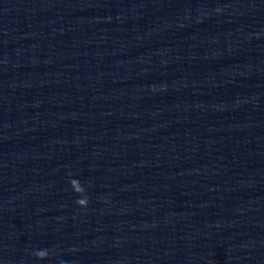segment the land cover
<instances>
[{"label":"clouds","instance_id":"1","mask_svg":"<svg viewBox=\"0 0 264 264\" xmlns=\"http://www.w3.org/2000/svg\"><path fill=\"white\" fill-rule=\"evenodd\" d=\"M38 255L43 258L46 255V253L45 252H40V253H38Z\"/></svg>","mask_w":264,"mask_h":264}]
</instances>
